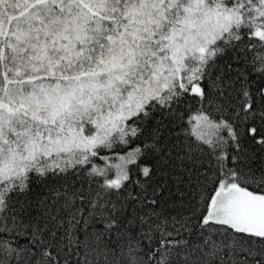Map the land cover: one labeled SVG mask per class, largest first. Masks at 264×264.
Returning <instances> with one entry per match:
<instances>
[{"label": "snow or ice", "instance_id": "obj_1", "mask_svg": "<svg viewBox=\"0 0 264 264\" xmlns=\"http://www.w3.org/2000/svg\"><path fill=\"white\" fill-rule=\"evenodd\" d=\"M0 264H264V0H0Z\"/></svg>", "mask_w": 264, "mask_h": 264}]
</instances>
